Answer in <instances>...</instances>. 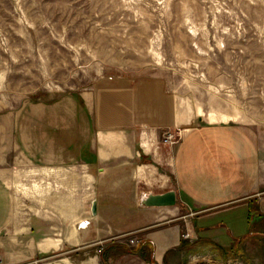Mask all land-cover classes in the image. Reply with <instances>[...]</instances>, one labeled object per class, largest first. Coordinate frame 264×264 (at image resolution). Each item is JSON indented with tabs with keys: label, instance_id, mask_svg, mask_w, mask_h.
<instances>
[{
	"label": "crops",
	"instance_id": "0c3cea01",
	"mask_svg": "<svg viewBox=\"0 0 264 264\" xmlns=\"http://www.w3.org/2000/svg\"><path fill=\"white\" fill-rule=\"evenodd\" d=\"M165 91L157 78L114 80L18 110L17 127L0 116V264H230L250 248L251 213L264 223L254 138L208 118L188 126L194 118ZM167 128L179 135L170 145ZM139 182L142 199L174 190L176 203L147 206L132 194L149 216L125 224L130 240L108 235L118 227L100 222Z\"/></svg>",
	"mask_w": 264,
	"mask_h": 264
},
{
	"label": "rangeland",
	"instance_id": "374dc122",
	"mask_svg": "<svg viewBox=\"0 0 264 264\" xmlns=\"http://www.w3.org/2000/svg\"><path fill=\"white\" fill-rule=\"evenodd\" d=\"M148 78L162 80L166 95L187 108L188 126L208 118L248 130L264 162V0H0V116L11 114L10 125L30 105ZM143 184L133 192L127 184L115 199L116 213L100 222L118 227L108 235L130 240L125 224L149 216L130 199L139 195L143 204ZM257 218L252 212L243 230L250 248L230 264H264Z\"/></svg>",
	"mask_w": 264,
	"mask_h": 264
},
{
	"label": "water",
	"instance_id": "95a60500",
	"mask_svg": "<svg viewBox=\"0 0 264 264\" xmlns=\"http://www.w3.org/2000/svg\"><path fill=\"white\" fill-rule=\"evenodd\" d=\"M174 190H167L159 194H149L143 198V204L147 206H171L176 203ZM83 224V223H82ZM81 224V225H82Z\"/></svg>",
	"mask_w": 264,
	"mask_h": 264
},
{
	"label": "built area",
	"instance_id": "2783aa9c",
	"mask_svg": "<svg viewBox=\"0 0 264 264\" xmlns=\"http://www.w3.org/2000/svg\"><path fill=\"white\" fill-rule=\"evenodd\" d=\"M162 141L163 143H167V144L174 143L175 141L174 134L170 132L167 133L165 132Z\"/></svg>",
	"mask_w": 264,
	"mask_h": 264
},
{
	"label": "trees",
	"instance_id": "16d2710c",
	"mask_svg": "<svg viewBox=\"0 0 264 264\" xmlns=\"http://www.w3.org/2000/svg\"><path fill=\"white\" fill-rule=\"evenodd\" d=\"M127 250H131V249H127ZM132 250H133V249H132ZM132 250H131V251H132ZM152 263H154V262L152 261V259H150V264H152Z\"/></svg>",
	"mask_w": 264,
	"mask_h": 264
}]
</instances>
